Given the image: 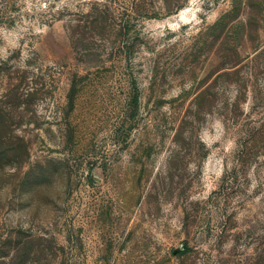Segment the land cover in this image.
Returning a JSON list of instances; mask_svg holds the SVG:
<instances>
[{
    "label": "rangeland",
    "instance_id": "obj_1",
    "mask_svg": "<svg viewBox=\"0 0 264 264\" xmlns=\"http://www.w3.org/2000/svg\"><path fill=\"white\" fill-rule=\"evenodd\" d=\"M0 264H264V0H0Z\"/></svg>",
    "mask_w": 264,
    "mask_h": 264
}]
</instances>
